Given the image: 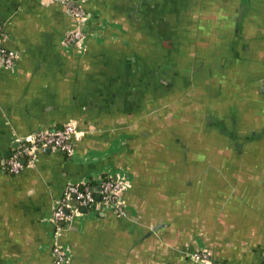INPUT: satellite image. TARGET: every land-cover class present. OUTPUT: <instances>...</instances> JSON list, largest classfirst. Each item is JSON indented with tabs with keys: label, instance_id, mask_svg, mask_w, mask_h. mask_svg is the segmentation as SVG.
Returning <instances> with one entry per match:
<instances>
[{
	"label": "crops",
	"instance_id": "0c3cea01",
	"mask_svg": "<svg viewBox=\"0 0 264 264\" xmlns=\"http://www.w3.org/2000/svg\"><path fill=\"white\" fill-rule=\"evenodd\" d=\"M74 1L91 33L79 46L65 42L76 29L70 6L0 0V45L17 56L12 69H0V156L20 153L35 133L76 130L70 157L39 151L14 176L0 167V264H52L54 203L67 184L97 191L107 175L124 184L127 218L74 219L60 237L68 264H198L189 258L198 250L214 262L264 264V164L195 120L194 99L176 101V88L192 85L176 78L189 63L188 40L231 39L235 4L243 5L239 37L264 39V0ZM251 50L258 63L264 55ZM202 51L194 53L214 60L208 46ZM217 71L197 77L201 91ZM166 77L180 85L167 87ZM176 107L187 148L166 117Z\"/></svg>",
	"mask_w": 264,
	"mask_h": 264
},
{
	"label": "flooded vegetation",
	"instance_id": "af4514ba",
	"mask_svg": "<svg viewBox=\"0 0 264 264\" xmlns=\"http://www.w3.org/2000/svg\"><path fill=\"white\" fill-rule=\"evenodd\" d=\"M207 1L209 4L214 2L213 0ZM170 2L174 3V0H170ZM241 5L237 17L239 22L242 19L243 11ZM239 22L238 27H240ZM213 26L212 24V28ZM237 30L239 29L235 27L234 31ZM199 35H203L201 31ZM197 41L194 43L192 39L188 40L185 50L190 58L189 63L181 65L180 70L176 68V78L178 75L185 76L187 80L189 77L192 78V85H183L182 92H178L176 88V101L194 99L190 113H193L195 120L200 119L208 130H217L218 134L227 139L228 143L213 140L211 144L214 147L219 146L220 148L226 143L228 146L233 145V149L239 156L244 155V158L249 159L250 162L256 159L255 166L264 164V57H259L258 63L253 62V50H251L256 46V49L258 48V51L264 55V39H226L224 43L222 40L217 43L215 40H211L210 44L207 39H203V42L201 39ZM215 44L217 45L215 46ZM179 45L183 47V42ZM204 46L210 48L214 60H203L198 57L197 53L195 55L196 49L203 53ZM177 47L178 43L176 42ZM224 47L226 48L224 49ZM216 48L221 52L218 53ZM244 53H249L250 61L244 60ZM212 67L218 70L219 75H212L213 79L209 82L211 89L206 88L201 91L196 83L197 77L201 79L202 72ZM166 73L170 74L167 71ZM171 77L165 78L166 86H179L178 82L175 84V81H171ZM220 77L222 81H220ZM198 99L199 103L196 102ZM181 110L180 107H176L166 117L176 120V130L178 128L176 144L187 148L186 141L184 142L183 139L187 132L181 133L182 129L178 124L182 120ZM254 150H257L258 153L254 154Z\"/></svg>",
	"mask_w": 264,
	"mask_h": 264
},
{
	"label": "built area",
	"instance_id": "2783aa9c",
	"mask_svg": "<svg viewBox=\"0 0 264 264\" xmlns=\"http://www.w3.org/2000/svg\"><path fill=\"white\" fill-rule=\"evenodd\" d=\"M63 6H70V12L76 21V29L65 39L67 44L79 46L83 40L91 36L86 28V19L81 14L80 1L74 0H46ZM4 39V36L2 37ZM3 39H0L3 40ZM16 53L0 45V69H12L16 62ZM76 130L72 124L52 131L35 133L28 139L26 147L20 153L4 159L0 156V167L10 175L20 174L28 164L34 162V155L41 151H57L67 157L73 155L72 138ZM25 160L22 161V157ZM124 184L118 178L105 176L101 179L99 190L92 189L84 183H69L60 198L54 203L50 216L53 227L51 255L52 264H68L67 248L60 242L63 232L70 228L72 221L87 212L111 213L117 218L125 219L128 207L123 200ZM189 258L198 264H224L211 260L206 250H198L189 254Z\"/></svg>",
	"mask_w": 264,
	"mask_h": 264
},
{
	"label": "rangeland",
	"instance_id": "374dc122",
	"mask_svg": "<svg viewBox=\"0 0 264 264\" xmlns=\"http://www.w3.org/2000/svg\"><path fill=\"white\" fill-rule=\"evenodd\" d=\"M187 4H189V2H187L186 5H187ZM234 7H235L234 9L236 10V13H237V11H238V10H237V7H238L237 4H235ZM255 7H257V5H255ZM232 11H233V10H232ZM235 21H236V19L233 20L234 25H232L231 22H230V25H231L232 30H233V34H232V36H231V39H232V40H233V39H242V38L239 37L238 32L234 31V30H235V27H236L235 24L238 23V21H237L236 23H235ZM233 22H232V23H233ZM257 22H258V21H257ZM255 23H256V21H255ZM258 23H259V22H258ZM258 23H257V24H258ZM260 24H261V23H260ZM233 26H234V27H233ZM224 30L228 32V30H229V26L226 27ZM239 34H240V33H239Z\"/></svg>",
	"mask_w": 264,
	"mask_h": 264
},
{
	"label": "trees",
	"instance_id": "16d2710c",
	"mask_svg": "<svg viewBox=\"0 0 264 264\" xmlns=\"http://www.w3.org/2000/svg\"><path fill=\"white\" fill-rule=\"evenodd\" d=\"M22 159H25V157L23 156Z\"/></svg>",
	"mask_w": 264,
	"mask_h": 264
},
{
	"label": "water",
	"instance_id": "95a60500",
	"mask_svg": "<svg viewBox=\"0 0 264 264\" xmlns=\"http://www.w3.org/2000/svg\"><path fill=\"white\" fill-rule=\"evenodd\" d=\"M69 7V6H68ZM48 151H50V150H48ZM98 190V189H97Z\"/></svg>",
	"mask_w": 264,
	"mask_h": 264
}]
</instances>
